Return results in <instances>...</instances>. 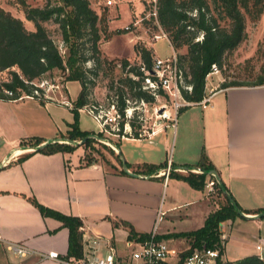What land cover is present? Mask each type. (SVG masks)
Wrapping results in <instances>:
<instances>
[{
    "label": "crops",
    "instance_id": "0c3cea01",
    "mask_svg": "<svg viewBox=\"0 0 264 264\" xmlns=\"http://www.w3.org/2000/svg\"><path fill=\"white\" fill-rule=\"evenodd\" d=\"M215 86L205 87L203 96L212 90L205 106L192 104L179 112L171 139L173 149L177 145L175 158L172 154L166 158L170 145L166 127L145 137L117 140L119 150L110 145L114 158L108 166L83 162L78 146L72 151L42 153L29 144L33 138L40 140L39 145L53 140L67 143L73 121L70 103L79 84L76 95L70 97L67 92L65 102L41 103L29 96L0 99V264H65L43 257L49 252L62 259L75 258L67 256L68 229L55 216L42 215L30 199L58 214L76 217L84 238L98 237V255L106 251L107 242L121 256L116 243L122 237L127 240V230L120 221L139 234L154 230L159 240L165 234L187 232L169 231L167 225L157 232L156 224L169 216L181 217L176 212L183 206L197 204L203 210L202 222L215 209L205 203L203 189L172 175L200 173L199 168L182 167H197L201 157L215 171L216 183L226 189L223 193L231 196L255 229L252 234L236 231L238 225L232 222L227 228L228 220L219 223L218 231L224 236L222 255L231 252L235 255L227 260L234 261L255 255L264 262V84ZM82 111L86 113L77 109L79 115ZM79 130L90 132L80 125ZM117 152L136 176L120 171ZM145 165L156 168L148 173ZM12 242L29 252L22 257L14 254L7 247ZM185 247L189 242L180 248Z\"/></svg>",
    "mask_w": 264,
    "mask_h": 264
},
{
    "label": "trees",
    "instance_id": "16d2710c",
    "mask_svg": "<svg viewBox=\"0 0 264 264\" xmlns=\"http://www.w3.org/2000/svg\"><path fill=\"white\" fill-rule=\"evenodd\" d=\"M264 0H210L212 8L210 10L207 0H155L154 20L168 34L170 45L174 49L185 47L183 55L187 63V72L182 68L179 57L177 56V66L181 73V84L179 92L184 100L196 102L203 96L204 77L210 71L211 64L216 68H221V57L224 53L232 51L244 38V15L248 18L256 19L263 12ZM61 5L45 4L42 7H29L22 2L24 18L31 22L32 29H26L20 18L13 16L8 11L0 8V71L6 70L8 78L0 81V99H15L20 96H31L39 102L45 99L42 96H35L33 91L41 94L35 81L44 73L57 69L64 74L65 81H77L79 91L71 112L73 121L69 124L66 133L67 143L52 141L46 143L35 151L42 153H52L55 151H72L77 145L71 143L74 140H81L84 136L91 134L87 131H80L77 127V109L83 108L88 104L89 86L92 85L91 78L96 75L100 67V57L98 42L100 38L106 39L104 30L98 27L97 15L89 7L87 0H60ZM187 4V9L185 5ZM67 8V9H65ZM192 11V12H191ZM53 18L58 25L62 42L66 45L67 56L63 59L56 45L49 37L46 29L42 25ZM220 20H226L227 26H219ZM103 34V35H102ZM200 34V38L197 35ZM84 45L86 53L84 54ZM141 63L138 66H129L127 73L119 78V82L127 87V94L135 102H151L153 93L160 94V87L154 90L144 88V78L155 80L153 75L146 73L151 69L152 60L150 49L141 47L137 49ZM91 59L92 67L84 68L82 63ZM128 65L126 59L120 60L121 68ZM143 68V69H141ZM244 68L247 71V78L243 82L236 80L222 81L218 88L235 86H259L264 84V59L260 61L256 69L252 65V59L244 61ZM183 69V70H182ZM185 86L190 89L187 90ZM113 88L109 82L107 89ZM4 91H10L12 96L7 97ZM116 100L112 103L113 108L118 113L121 120L117 123V134H120L122 125L125 122L124 109L127 107V99L124 97L122 87L114 89ZM186 106L180 107L177 111L181 112ZM129 126L133 122L126 121ZM132 137H137V132L132 133ZM90 138L83 144H89ZM40 140L33 138L29 144L31 147L39 145ZM117 143L114 144L116 146ZM110 153H113L109 149ZM115 157H118L115 155ZM91 160H86L89 163ZM127 167V164H126ZM156 167L145 165V171L151 172ZM182 168H199L200 173L188 172L187 174H172L185 181L195 189H203L205 185V175L210 170L203 157L197 167L183 166ZM123 172V170H120ZM216 181H213L215 184ZM217 191L222 200L217 207L209 212L202 225L194 230L165 234L162 237H181L189 240V249L199 248L204 245L207 247H217L221 250L218 225L225 220H231L240 215V208L229 194H224L226 190L222 184L217 183ZM31 203L37 207L42 215H53L68 229L67 256L79 257L81 254V233L79 231L80 221L76 217L64 216L45 208L30 199ZM116 226V222H112ZM120 225L127 230V239L144 240L148 234L136 233L126 222L120 221ZM161 238V237H158ZM237 264H264L255 255L246 256L237 260Z\"/></svg>",
    "mask_w": 264,
    "mask_h": 264
},
{
    "label": "rangeland",
    "instance_id": "374dc122",
    "mask_svg": "<svg viewBox=\"0 0 264 264\" xmlns=\"http://www.w3.org/2000/svg\"><path fill=\"white\" fill-rule=\"evenodd\" d=\"M87 1L89 7L97 15L98 27H101L105 31L104 34L108 37L106 39H99L100 67L96 75H87L88 78H91L92 85L89 86L88 104L82 108L85 111L90 109L94 115L98 116L100 122L97 123L100 126V130L98 131L96 122L93 120L91 114L84 111L80 115L77 113L78 129L80 125L82 128L89 130L91 134L101 137V140L90 138V143L86 145L75 143L80 148V152L84 157L83 162L88 159L99 161L103 165L108 166L111 158H114L109 151L111 149L110 145H114L117 140L122 137H132L133 132H137V137H145L147 134H151V132L166 127H168L166 134L170 138L166 158H169L171 154L175 158L177 145L173 149L171 139L174 127L179 121V112L177 113L178 109H174V104L182 102L183 97L181 93L179 92L178 96H171L161 89L162 93H153V100L151 102H135L127 94V87L120 83L118 79L123 78L127 74L128 76H132L131 73L126 72L129 66L140 65L141 60L136 50L141 47L150 49L151 59L171 54H174L176 58L178 56L182 68L187 72V63L183 58L185 47L179 49L172 48L168 34L154 20L153 4L155 0H123L115 2L112 5H106V0ZM22 2L29 7H42L45 4H62L60 0H0V8L20 18L26 29H32V24L24 18ZM207 2L211 10L212 5L210 4V0H207ZM187 7L186 4L185 8L187 9ZM218 23L219 26H227L226 20H220ZM42 25L64 59L67 56L68 49L61 40L57 23L51 18L42 22ZM162 33L164 36H161ZM197 38H200V34L197 35ZM85 48L86 45H84L83 49L84 54L88 55L89 53H86ZM248 58L252 59L254 69L264 59V8L263 12L256 19H251L247 15H244V38L232 51L222 55V67L220 69L217 68L205 75L203 90H205V87L213 89L216 87L215 84L219 85L224 80L245 81L247 71L244 68V61ZM121 59H126L128 62V65L124 68L120 66ZM82 66L84 68H91L93 66L91 59L83 62ZM8 76L6 70L0 71V81L5 80ZM109 82H112L113 85L111 90L107 89ZM35 83L42 90L41 96L48 97L55 102H65L67 100V92L72 97L78 91V83L76 81H65L64 74L57 69L44 73ZM115 87H122L124 92H126L124 97L127 99V107L124 109L123 116L125 122L122 125L120 134H117V123L121 120V117H119L112 106V103L116 100ZM72 105L70 103L71 107ZM161 116H167V118H162ZM128 120L133 122L132 127L126 122ZM116 147L119 150L118 144H116ZM210 180L215 182L214 178L208 175L202 194L205 197V203L214 209L220 204L222 198L217 191V183L208 186ZM202 213L203 210L197 207V204L183 206L176 212V215L179 214L181 217L171 218L169 216L168 218H163L162 222L156 224L157 232H160L166 225L169 231L192 230L203 223ZM235 218L234 220L227 221V228H229L232 222L234 225H238L234 227L236 231L252 232L253 234L255 229L253 225L248 223L249 220L239 216ZM146 233L149 232L147 231ZM159 237L165 243L178 248L186 246L187 242H189L185 241L187 238ZM125 239V237H122L116 243L117 253L121 256H126L130 251L123 244ZM257 242L252 243L255 244ZM229 255L235 254H231L230 252L228 256L224 255L223 259H229Z\"/></svg>",
    "mask_w": 264,
    "mask_h": 264
},
{
    "label": "built area",
    "instance_id": "2783aa9c",
    "mask_svg": "<svg viewBox=\"0 0 264 264\" xmlns=\"http://www.w3.org/2000/svg\"><path fill=\"white\" fill-rule=\"evenodd\" d=\"M123 0H106V5H112L115 2ZM154 15V13H153ZM127 28V27H126ZM161 36H164L162 33ZM143 69V68H141ZM214 64H211L210 71L216 70ZM210 71L207 73L209 74ZM153 75L155 80H150L148 77L144 78V88L148 90H154L160 87L164 92L171 96H178L179 85L181 84V73L177 66V58L174 54L164 57H154L149 72ZM187 90L190 88L185 87ZM202 96L200 100L196 102H190L182 99V102L175 103L174 109L177 110L183 106H189L192 104H198L205 106L209 102L210 93ZM7 97H11L10 91H4ZM35 96H41L37 91H33ZM25 96H20L15 99H21ZM31 97V96H29ZM43 97V96H42ZM50 99L48 97H43ZM86 113L91 114L92 118L96 122H100L98 116L92 113V110L88 109ZM175 113V111H174ZM167 118V116H161ZM172 121V120H171ZM171 126V124H170ZM153 132H151L152 134ZM150 134H147V136ZM168 172L166 168L165 174ZM213 185V181L208 182V186ZM79 229H81L79 227ZM81 235V254L79 257L68 259L59 258L55 252H49L43 257H47L54 260H62L65 264H237V260L223 259L222 252L217 247L200 246L199 248L189 249V247L178 248L173 245L165 243L163 240H159L155 237L154 230L148 234V237L144 240L136 241L135 239H127L124 242V246L129 248L130 251L126 256H116L113 247L105 242L106 251L100 255L95 253L96 245L99 242L98 237L84 238ZM220 244L224 239L223 234L219 235ZM8 249L18 256H23L29 252L21 243L12 242L8 244ZM259 246H256L258 249ZM259 258V257H258ZM260 259V258H259Z\"/></svg>",
    "mask_w": 264,
    "mask_h": 264
},
{
    "label": "water",
    "instance_id": "95a60500",
    "mask_svg": "<svg viewBox=\"0 0 264 264\" xmlns=\"http://www.w3.org/2000/svg\"><path fill=\"white\" fill-rule=\"evenodd\" d=\"M88 138H95V139H97V140H101V137H99V136H97V135H95V134H88V135H86V136H84L81 140H79L78 142H74V141H71V143H73V144H82L86 139H88ZM53 141H55V140H53ZM47 142H44V143H42V144H40V145H37L36 147H32V148H34V149H36V148H41V147H43L45 144H46ZM117 154H118V156H120V154L117 152ZM120 163H121V169L123 170V172H125V173H128V174H130V175H133V176H136L137 174H135V173H132V172H129L128 170H127V168H126V164H125V162L123 161V159L121 158V156H120ZM1 164L2 163H0V166H1ZM207 175H209V176H211V177H213L214 178V180H216L217 181V179H216V174H215V171L213 170V169H210V170H208L207 171V173H206ZM218 182V181H217ZM240 215L242 216V217H245L241 212H240Z\"/></svg>",
    "mask_w": 264,
    "mask_h": 264
}]
</instances>
